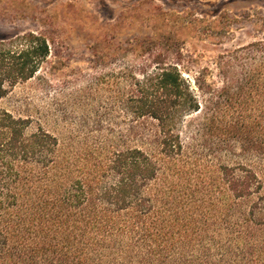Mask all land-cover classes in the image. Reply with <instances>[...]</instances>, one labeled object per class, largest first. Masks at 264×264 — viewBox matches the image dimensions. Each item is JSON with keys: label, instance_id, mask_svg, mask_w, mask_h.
Masks as SVG:
<instances>
[{"label": "trees", "instance_id": "16d2710c", "mask_svg": "<svg viewBox=\"0 0 264 264\" xmlns=\"http://www.w3.org/2000/svg\"><path fill=\"white\" fill-rule=\"evenodd\" d=\"M241 52L190 142L203 108L176 66L135 78L134 113L153 127L106 155H72L0 108V264H264V39ZM50 54L42 33L0 37V99Z\"/></svg>", "mask_w": 264, "mask_h": 264}, {"label": "rangeland", "instance_id": "374dc122", "mask_svg": "<svg viewBox=\"0 0 264 264\" xmlns=\"http://www.w3.org/2000/svg\"><path fill=\"white\" fill-rule=\"evenodd\" d=\"M26 31L44 34L51 54L0 108L29 118L27 134L43 128L69 141L72 155H106L125 145L106 141L133 146L135 128L151 132L148 119L134 113L133 84L167 66L182 72L203 108L185 120L190 142L235 72L231 58L264 39V0H0V37ZM231 89L226 96L237 93ZM257 112L247 111L248 124Z\"/></svg>", "mask_w": 264, "mask_h": 264}]
</instances>
